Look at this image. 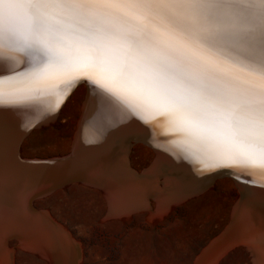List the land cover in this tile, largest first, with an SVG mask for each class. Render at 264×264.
<instances>
[{
  "label": "snow or ice",
  "instance_id": "1",
  "mask_svg": "<svg viewBox=\"0 0 264 264\" xmlns=\"http://www.w3.org/2000/svg\"><path fill=\"white\" fill-rule=\"evenodd\" d=\"M0 58L23 63L0 73V106L50 98L55 112L83 86L81 135L107 131L98 89L201 170L264 169V0H0Z\"/></svg>",
  "mask_w": 264,
  "mask_h": 264
},
{
  "label": "bare ground",
  "instance_id": "2",
  "mask_svg": "<svg viewBox=\"0 0 264 264\" xmlns=\"http://www.w3.org/2000/svg\"><path fill=\"white\" fill-rule=\"evenodd\" d=\"M22 68L20 61L14 67L0 58V73L4 75ZM80 89H83L80 114L68 153L59 158H25L21 156L19 146L20 159L50 162L35 166L18 163L15 142L23 134L20 125L30 128L36 115L52 117L27 133L26 137L29 136L24 137L23 146L34 130L55 120ZM97 94L110 106L103 121L107 131L90 123L82 135L81 125L95 109V101L89 100L83 86L74 89L55 112L50 111L54 103L50 98L0 106V264H13L12 249L7 244L10 240L16 241L19 248L40 254L49 264H79L80 245L47 212L33 207L34 200L49 196L64 185L81 184L103 192L108 219H123L141 211H148L149 215L144 216L151 219L170 211L174 207L171 205L197 197L219 177L230 179L239 197L232 208L229 226L208 244L194 264L206 261L211 264L220 252L236 244L246 246L253 264H264V169L201 170L199 164L190 163L178 149L167 143L173 137L161 135L162 128L157 122L142 125L137 120L127 124L111 98L98 89ZM144 129L151 133V144L144 140ZM134 144H141L152 153L150 166L141 172L133 170L129 164L128 153ZM227 173L247 176L258 188L252 190L246 186L250 191L242 195L240 182L225 175ZM210 174L216 175L201 179ZM50 188L56 189L32 199L34 192L42 193ZM152 204L155 210L150 213Z\"/></svg>",
  "mask_w": 264,
  "mask_h": 264
},
{
  "label": "rangeland",
  "instance_id": "3",
  "mask_svg": "<svg viewBox=\"0 0 264 264\" xmlns=\"http://www.w3.org/2000/svg\"><path fill=\"white\" fill-rule=\"evenodd\" d=\"M82 93L80 89L55 120L34 130L23 146L29 135L22 141V157L59 158L68 153ZM128 160L133 170L141 172L150 166L152 153L141 144H134ZM215 180L197 197L172 205L170 211L151 219L144 216L149 215L148 211L108 219L103 192L81 184L64 185L49 196L34 200L33 207L47 212L80 245L79 264H193L229 226L239 197L230 179ZM154 210L152 204L150 213ZM7 244L12 249L13 264H48L40 254L19 248L14 240ZM240 247L241 252L230 253L234 257L225 258L220 264H252L247 249ZM242 255L244 260L237 259Z\"/></svg>",
  "mask_w": 264,
  "mask_h": 264
},
{
  "label": "water",
  "instance_id": "4",
  "mask_svg": "<svg viewBox=\"0 0 264 264\" xmlns=\"http://www.w3.org/2000/svg\"><path fill=\"white\" fill-rule=\"evenodd\" d=\"M82 83H84V82H82ZM33 128H35V127H31V130L29 132H31L33 130ZM24 137H26V135H24V134L19 135L17 137V139H16V142H15L16 160L18 161V163L23 164V165H32V166H35V165H43V164H46V163L50 162V160H37V161H33V160H22V159H20L19 158V146L22 143ZM129 143H134V142H133V140H129ZM214 175H216V174H210L209 177H213ZM162 178H163V176L160 177V179H162ZM243 178L246 181H248V183H247L246 186H249V189H252L253 190V189L258 188L257 186H254V183L251 182V179L249 177L246 176V177H243ZM160 184H162V183L160 182ZM54 189H56V188H54ZM54 189L53 188H50V190H47V191L42 192V193L34 192L33 193L34 196H33L32 199H36L38 197H41L42 195L47 194V193H49L50 191H52ZM32 199H31V201H32ZM30 208H31V206H30Z\"/></svg>",
  "mask_w": 264,
  "mask_h": 264
},
{
  "label": "crops",
  "instance_id": "5",
  "mask_svg": "<svg viewBox=\"0 0 264 264\" xmlns=\"http://www.w3.org/2000/svg\"><path fill=\"white\" fill-rule=\"evenodd\" d=\"M172 206V205H171ZM167 212V211H166ZM164 214V213H163ZM242 244H236V245H234V246H231V247H229V248H227V249H225V250H223L222 252H220L221 254H219V256L215 259V261H213L215 264H220L222 261H224V260H228V258H230V257H234V255H229L230 253H233V252H241L240 251V246H241ZM242 246H244V245H242ZM245 248H246V246H244ZM234 248V249H233ZM231 249V250H230ZM247 249V248H246ZM203 250H205V248L203 249ZM229 251V252H228ZM248 251V250H247ZM225 252H227V254H225ZM201 254V253H200ZM224 254V255H223ZM244 254V253H243ZM249 255H250V253H249ZM200 256V255H199ZM221 256V257H220ZM243 256V258H240V257H237V259H243L244 260V255H242ZM220 257V258H219ZM198 258V257H197ZM226 258V259H225ZM250 258H251V263H252V257H251V255H250ZM43 259V258H42ZM43 260H45V259H43ZM196 260V259H195ZM218 260V261H217ZM45 262H47V261H45ZM211 263V264H214V263ZM48 263V262H47ZM224 263V262H223ZM222 263V264H223ZM49 264V263H48ZM194 264V263H193ZM204 264H210V263H208V261H206ZM253 264V263H252Z\"/></svg>",
  "mask_w": 264,
  "mask_h": 264
}]
</instances>
